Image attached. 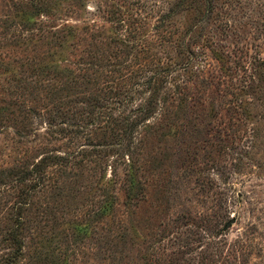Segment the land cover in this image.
Returning a JSON list of instances; mask_svg holds the SVG:
<instances>
[{"label":"rangeland","instance_id":"1","mask_svg":"<svg viewBox=\"0 0 264 264\" xmlns=\"http://www.w3.org/2000/svg\"><path fill=\"white\" fill-rule=\"evenodd\" d=\"M175 2L0 0V264H264V0H202L213 10L185 37L183 128L139 151L132 207L121 132L92 110L96 73L130 75L135 43ZM80 149L66 169L34 168ZM109 192L112 218L98 217Z\"/></svg>","mask_w":264,"mask_h":264},{"label":"trees","instance_id":"2","mask_svg":"<svg viewBox=\"0 0 264 264\" xmlns=\"http://www.w3.org/2000/svg\"><path fill=\"white\" fill-rule=\"evenodd\" d=\"M201 6L202 0H176L165 14L160 15L157 25L151 32L152 39L150 41L138 39L135 43L136 56L134 60L130 61V65L126 64L129 68H134L129 71L130 75L121 74L116 79L112 75L116 72L120 74L119 70L105 71L102 74L95 72L98 78L103 77L100 87L101 93H105V95L103 94L105 97L103 98L104 105H94L92 110L97 108L102 111L101 116L103 115L107 119L104 126L113 136L115 131L121 132L117 157L125 169L126 177H128L124 189L128 207H132L139 194L140 184L136 179V157H138L139 151L148 148L150 137L168 136L169 133L178 136L183 128L182 121L187 101L185 87L187 63L185 59L189 53L185 46V37L191 34V27H193L195 30L192 32L191 38L193 42H196L200 34V31L196 30L197 27L205 17L209 20L208 17L213 10L212 2L203 12ZM189 15L193 17V23L188 28H184L183 25L187 23ZM131 33L126 30V34L121 35L122 38L119 41L121 47L126 49L129 46ZM141 57H143L142 60ZM113 58L117 60L116 56ZM106 61L110 62L108 59ZM134 62L139 63L135 64ZM109 66L115 67L112 64ZM135 66L136 72L134 71ZM136 94L138 96L145 95L141 104L131 114L120 119V115L124 113L122 109L132 103V97ZM108 100H111L110 103ZM139 126L142 127L141 134L137 132ZM74 128L69 125L68 130L63 131L74 132ZM134 134L138 135V139L132 137ZM79 155H85L82 149L75 155L66 157L47 155L34 168L43 170L48 161L52 160L59 168L66 169L68 164L72 165L70 160ZM108 184L111 185V182L109 181ZM110 193L105 197L107 199L99 208L96 216L111 217L113 215L114 196ZM240 198L238 197L239 200H241ZM219 208L221 212L226 209L223 204H220ZM225 218L226 211L217 216L221 232L228 225ZM245 248L243 239L242 242L238 241L234 250L231 249L232 256H235L231 258L236 262L237 255L243 254ZM230 256L231 254L226 258V264H228L227 260Z\"/></svg>","mask_w":264,"mask_h":264}]
</instances>
